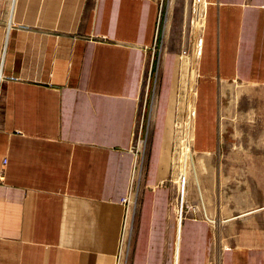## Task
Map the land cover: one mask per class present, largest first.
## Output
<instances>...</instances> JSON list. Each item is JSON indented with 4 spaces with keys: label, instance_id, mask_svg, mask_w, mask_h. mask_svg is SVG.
Instances as JSON below:
<instances>
[{
    "label": "crops",
    "instance_id": "0c3cea01",
    "mask_svg": "<svg viewBox=\"0 0 264 264\" xmlns=\"http://www.w3.org/2000/svg\"><path fill=\"white\" fill-rule=\"evenodd\" d=\"M170 2L0 0V264H115L136 136L127 264H209L212 226L167 180L173 143L177 182L183 138L218 148L220 85L264 86V0H202L193 66L155 55ZM222 256L264 264V227H239Z\"/></svg>",
    "mask_w": 264,
    "mask_h": 264
},
{
    "label": "rangeland",
    "instance_id": "374dc122",
    "mask_svg": "<svg viewBox=\"0 0 264 264\" xmlns=\"http://www.w3.org/2000/svg\"><path fill=\"white\" fill-rule=\"evenodd\" d=\"M201 4L202 0H171L169 6L163 3L155 55L170 49H178L179 53L186 50L189 54L183 55L191 58L192 66L195 64L200 40ZM152 91L155 96L157 87ZM189 102L185 111L187 123L191 113ZM218 124V148L213 151H198L192 145L191 137L183 138L178 170L180 179L177 182H174L173 174V143L167 177L175 202L188 215L202 216L212 226L215 249L209 264H220L222 248L230 242L239 227L245 224L264 227V86L222 83L219 88ZM141 139L143 144L140 146L139 161L143 167L148 138ZM188 146L200 165L199 181L206 210L202 208L199 191L188 165ZM135 189L137 196L141 189L140 180ZM135 204L133 209H136ZM130 212L131 207L128 219ZM126 236L129 240L128 263L133 238L131 225ZM221 259L223 264V256Z\"/></svg>",
    "mask_w": 264,
    "mask_h": 264
},
{
    "label": "built area",
    "instance_id": "2783aa9c",
    "mask_svg": "<svg viewBox=\"0 0 264 264\" xmlns=\"http://www.w3.org/2000/svg\"><path fill=\"white\" fill-rule=\"evenodd\" d=\"M156 36H157V32H156ZM180 54H189V53H187L186 50H182ZM142 144H143V139H141L140 136H136L134 139L133 147H132L133 152L135 154V160H134V164H133V168H132V174H131V186H130V190H129L128 194L126 196H124V198L122 200L124 206L126 207V210L124 213L123 227H122V232L120 235L119 249H118V253L116 254L115 264H127V255L125 256L127 239L124 238V231L126 229V222L128 219V209L130 207L132 208L134 206L135 200H136L135 186L139 182L141 175H142V167H141V163L139 161V155H140V151H141L140 146ZM133 183H134V185H133ZM128 220H129V226H130V224L132 222V213L130 214Z\"/></svg>",
    "mask_w": 264,
    "mask_h": 264
},
{
    "label": "bare ground",
    "instance_id": "6f19581e",
    "mask_svg": "<svg viewBox=\"0 0 264 264\" xmlns=\"http://www.w3.org/2000/svg\"><path fill=\"white\" fill-rule=\"evenodd\" d=\"M187 151H188L187 152L188 165H189V168L191 170L192 176L194 178L195 184H196V186L198 188V191H199V198H200V201H201L202 208L205 209V203H204V199H203V196H202L203 194H202V191H201V188H200V181H199L200 165L198 164V162L195 161V159L193 157V153L191 152L189 146H188V150ZM185 174H186V172H185ZM128 213H129V209H128ZM128 226H129V220L127 219L126 229L124 231V238H126L127 240H128V237L126 236V232H127V229L130 228V226L129 227ZM127 252H128V244L126 245L125 256L127 255Z\"/></svg>",
    "mask_w": 264,
    "mask_h": 264
}]
</instances>
